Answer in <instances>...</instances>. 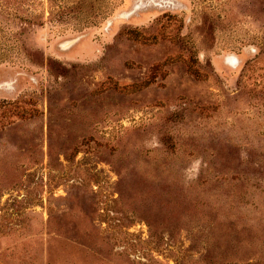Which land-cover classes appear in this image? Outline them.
Segmentation results:
<instances>
[{
  "label": "rangeland",
  "instance_id": "rangeland-1",
  "mask_svg": "<svg viewBox=\"0 0 264 264\" xmlns=\"http://www.w3.org/2000/svg\"><path fill=\"white\" fill-rule=\"evenodd\" d=\"M0 264H264V0H0Z\"/></svg>",
  "mask_w": 264,
  "mask_h": 264
}]
</instances>
